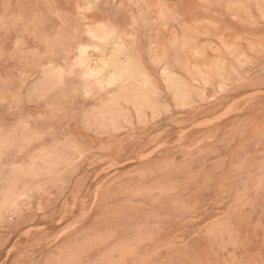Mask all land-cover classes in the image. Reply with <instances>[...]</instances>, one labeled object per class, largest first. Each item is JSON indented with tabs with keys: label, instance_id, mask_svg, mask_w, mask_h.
Here are the masks:
<instances>
[{
	"label": "rangeland",
	"instance_id": "rangeland-1",
	"mask_svg": "<svg viewBox=\"0 0 264 264\" xmlns=\"http://www.w3.org/2000/svg\"><path fill=\"white\" fill-rule=\"evenodd\" d=\"M0 143V264H264V0H0Z\"/></svg>",
	"mask_w": 264,
	"mask_h": 264
},
{
	"label": "bare ground",
	"instance_id": "bare-ground-1",
	"mask_svg": "<svg viewBox=\"0 0 264 264\" xmlns=\"http://www.w3.org/2000/svg\"><path fill=\"white\" fill-rule=\"evenodd\" d=\"M93 32V31H92ZM105 34V33H104ZM105 37V36H104ZM107 38V37H106ZM94 65V64H93ZM101 67V69L103 68H110V72L113 74L114 78L115 76L118 77H123V76H129L130 73L128 71L127 68H121L119 66V60H118V56H115L112 60H107L104 59L100 62V65H96L94 68L90 69V70H94L96 69V67ZM56 69V68H55ZM167 78V77H166ZM171 78V77H170ZM182 82V81H181ZM110 85V84H109ZM167 88V87H166ZM186 93V92H185ZM155 94V93H154ZM186 97V96H185ZM181 99V98H180ZM179 99V100H180ZM178 100V101H179ZM183 100V99H182ZM111 101V100H110ZM119 101V100H118ZM152 103V102H151ZM136 106V105H135ZM178 106V105H177ZM92 109V108H91ZM17 177V176H16ZM16 179V178H15ZM6 201V200H5Z\"/></svg>",
	"mask_w": 264,
	"mask_h": 264
},
{
	"label": "snow or ice",
	"instance_id": "snow-or-ice-1",
	"mask_svg": "<svg viewBox=\"0 0 264 264\" xmlns=\"http://www.w3.org/2000/svg\"><path fill=\"white\" fill-rule=\"evenodd\" d=\"M69 95H74V93L70 92ZM10 147L11 145L0 143V155H3L4 153H6L10 149Z\"/></svg>",
	"mask_w": 264,
	"mask_h": 264
}]
</instances>
